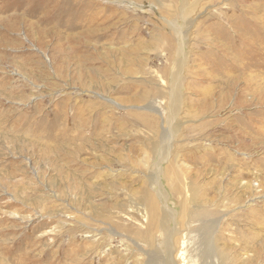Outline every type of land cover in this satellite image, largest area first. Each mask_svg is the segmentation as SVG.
Here are the masks:
<instances>
[{"label":"rangeland","instance_id":"374dc122","mask_svg":"<svg viewBox=\"0 0 264 264\" xmlns=\"http://www.w3.org/2000/svg\"><path fill=\"white\" fill-rule=\"evenodd\" d=\"M0 264H264V0H0Z\"/></svg>","mask_w":264,"mask_h":264}]
</instances>
